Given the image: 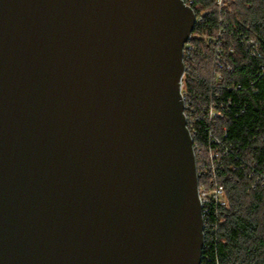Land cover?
<instances>
[{
    "label": "water",
    "instance_id": "water-1",
    "mask_svg": "<svg viewBox=\"0 0 264 264\" xmlns=\"http://www.w3.org/2000/svg\"><path fill=\"white\" fill-rule=\"evenodd\" d=\"M183 0H0V264H201Z\"/></svg>",
    "mask_w": 264,
    "mask_h": 264
},
{
    "label": "trees",
    "instance_id": "trees-1",
    "mask_svg": "<svg viewBox=\"0 0 264 264\" xmlns=\"http://www.w3.org/2000/svg\"><path fill=\"white\" fill-rule=\"evenodd\" d=\"M194 2L202 19L185 54L187 115L208 169L200 181L210 187L214 165L227 197L210 213L201 264H264V0ZM212 100L226 105L213 121Z\"/></svg>",
    "mask_w": 264,
    "mask_h": 264
},
{
    "label": "built area",
    "instance_id": "built-area-1",
    "mask_svg": "<svg viewBox=\"0 0 264 264\" xmlns=\"http://www.w3.org/2000/svg\"><path fill=\"white\" fill-rule=\"evenodd\" d=\"M183 1L187 6L193 9L196 15V21H195V24H196V22L201 20L202 17L196 13V10L194 8V3H195L194 0H183ZM219 3H221V0H219ZM187 42H185L184 49H183V59H184V64H185V71H186L185 54H188L189 50L192 48L190 45L187 46ZM248 42L250 45H252L255 48V50L256 49L258 50L257 41L254 38H250ZM185 71H184L183 81L181 85V93H182L183 100H184V113L187 119V127L190 131V134L193 138V143H194V136L196 134V131L193 129V126L191 122L189 121V116L187 115V109L189 106L186 103V96L184 92ZM225 108H226L225 104H219L216 101L212 100L209 105L210 120L213 121V120H216L218 117H223L225 114L224 112ZM209 138H210V142L212 143L219 142V139H217L213 135V133L209 134ZM193 146H194L195 157H196V166H197V174H198V195H199V200H200L201 207H202V214H203V220H204V237H205L207 227L209 226L210 213L214 211L216 216H218L219 215L218 210H220L221 207H224L227 205V197H226V191H225L224 185L217 181V176H216L214 165L212 166L213 176L211 177L210 187H208L207 185H205L204 183L200 181L201 177L204 175V171H208V169L205 167L204 163L202 162V156L200 155L199 147L195 143L193 144ZM209 155L211 159L214 158L215 153L212 149L210 150Z\"/></svg>",
    "mask_w": 264,
    "mask_h": 264
}]
</instances>
